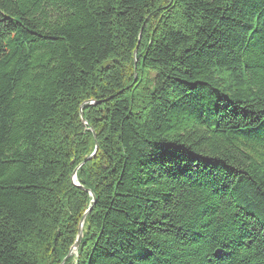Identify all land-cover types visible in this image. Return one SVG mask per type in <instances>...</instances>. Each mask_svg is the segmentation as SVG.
<instances>
[{"label":"trees","instance_id":"trees-1","mask_svg":"<svg viewBox=\"0 0 264 264\" xmlns=\"http://www.w3.org/2000/svg\"><path fill=\"white\" fill-rule=\"evenodd\" d=\"M0 264H264V0H0Z\"/></svg>","mask_w":264,"mask_h":264},{"label":"water","instance_id":"water-1","mask_svg":"<svg viewBox=\"0 0 264 264\" xmlns=\"http://www.w3.org/2000/svg\"><path fill=\"white\" fill-rule=\"evenodd\" d=\"M81 117H82V120H83V123L85 124V125H87V121H86V119L84 118V115L82 114L81 115ZM98 149V148H97ZM97 149H96V151L87 159V160H85L83 163H82V165H84L87 161H89V160H91L93 157H95V155H96V153H97ZM77 171L78 170H76L75 172H74V174H73V182H74V184L78 187V188H80V189H82V190H86L83 186H81L80 185V183L77 181ZM87 192H89V194L92 196V198L94 199V201L96 200V197H95V194L92 192V191H90V190H87ZM91 211H92V207L91 208H89L88 210H87V212L85 213V215L83 216V219H82V221H81V224H80V229H79V237H78V240H77V242H76V244H75V246L73 247V249H72V252H74V251H76L77 249H78V247L80 246V243H81V240H82V237H83V231H84V227H85V221H86V218H87V216L91 213ZM71 252V253H72Z\"/></svg>","mask_w":264,"mask_h":264}]
</instances>
